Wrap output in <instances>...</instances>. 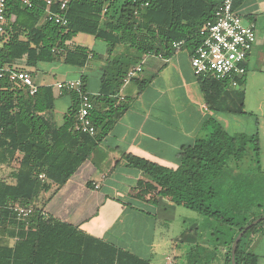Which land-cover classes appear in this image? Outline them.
Instances as JSON below:
<instances>
[{
  "label": "trees",
  "instance_id": "obj_1",
  "mask_svg": "<svg viewBox=\"0 0 264 264\" xmlns=\"http://www.w3.org/2000/svg\"><path fill=\"white\" fill-rule=\"evenodd\" d=\"M28 1L30 5L22 0H10L8 4L1 65L15 71H23L15 68V62L25 56L29 67L65 54L68 64L85 67L89 61L88 49L70 47V42L79 34L106 42L110 52L124 45L127 50L141 55L164 57L174 54V42L185 40L184 48L192 56L202 42V27L214 20L224 0H151L148 7H144L143 0H70L65 10H61V2H55L51 9L67 17L66 26L52 21L40 25L47 3ZM244 1L235 0L234 9ZM112 10L120 11L118 17L105 19ZM24 35L25 41L20 39ZM138 63V59L126 65L120 63L114 77L104 76L101 95L92 97L94 136L75 130L80 108L76 93L69 92L72 106L64 116V123L58 126L51 114L55 107L53 87L37 86L33 81L38 90L31 94L28 87L11 80L9 75L0 78V167L19 161L14 184L0 179V264H151L71 224L44 217L39 204L41 194L49 192L54 185L64 186L77 173L127 111L128 106L115 96L129 69ZM199 82L210 111L245 114L243 89L229 88V82L210 76L199 77ZM239 85L243 87L245 80H239ZM208 125L213 127L209 134L181 152L179 173L188 180L187 191L180 193L162 188L158 196L175 206L234 226L236 214L242 213L240 205L253 203V209L264 196L259 138L257 135L232 137L214 119H210ZM19 152L23 153L22 159L17 158ZM252 160L254 168L250 169ZM42 174L45 180L40 179ZM148 188L154 189L152 185ZM220 189L228 194L225 212L231 210L230 218L205 204L206 199H215ZM231 197L237 211L231 206ZM16 207H31L34 213L22 220L15 212ZM252 215L250 221L244 219L242 225L236 224V233L225 255L226 264H232V246L238 234L264 216L255 212ZM8 228H11V238H16L11 247L2 238V232ZM258 230L264 232L263 222L248 230L241 239L236 264H258L247 244Z\"/></svg>",
  "mask_w": 264,
  "mask_h": 264
},
{
  "label": "crops",
  "instance_id": "obj_2",
  "mask_svg": "<svg viewBox=\"0 0 264 264\" xmlns=\"http://www.w3.org/2000/svg\"><path fill=\"white\" fill-rule=\"evenodd\" d=\"M52 1L68 3L70 0ZM235 10L242 16L245 25L255 26L257 36L247 62V74L240 79L245 80V85L229 86L243 89L246 100V86L251 76L264 75V0H246ZM119 12L110 11L105 19L118 17ZM46 21L45 11L40 25ZM80 38L81 42H78ZM20 39L25 41L27 37L24 35ZM39 43L40 38L37 39ZM75 46L86 47L89 51L85 67L68 64L67 54L51 62H38L36 67L27 65L26 56L15 62V68L33 75L37 86L54 88L55 107L51 114L58 126L64 123V116L72 106V97L69 92H60L55 86L57 83L81 81L84 90L91 97H96L101 95L104 76L114 77L118 64L126 65L138 59L139 63L143 62V72L117 89L115 97L125 98L127 111L64 186L54 185L49 192L41 194L39 204L42 209L48 216L147 259L151 264L164 244L178 249L176 241L182 235L185 238L188 236L189 247L202 248L204 237L199 233L200 228L195 226L185 230L184 234H171L174 239L167 237V242L164 241L157 229L163 219L158 216L173 204L158 196V192L162 188L180 193L187 191L188 180L179 173L181 152L209 134L211 127L207 124L210 119H214L232 137L258 136L260 170L264 175L263 143L258 132L264 129V125L257 122V132H247L248 128H244L250 124L247 118L255 115L247 113L245 107L244 115L210 111L199 77L192 68L188 49L175 51L169 57L141 55L127 50L124 45H118L110 52L106 42L85 34H79L70 42V47ZM22 157L23 153L19 152L17 158ZM18 168L19 161L0 167V179L14 184V173ZM249 168H254L253 160ZM148 185L154 189L149 190ZM254 212L264 215V196ZM167 224L170 231V223ZM2 238L10 247L16 242V238H11V228L2 232ZM231 238L223 244L224 259L221 264H226L225 255ZM247 244L249 252L257 257L258 264H264V232L258 230L252 234ZM174 259L167 255L165 264H174ZM163 263L155 260V264Z\"/></svg>",
  "mask_w": 264,
  "mask_h": 264
},
{
  "label": "built area",
  "instance_id": "obj_3",
  "mask_svg": "<svg viewBox=\"0 0 264 264\" xmlns=\"http://www.w3.org/2000/svg\"><path fill=\"white\" fill-rule=\"evenodd\" d=\"M10 0H0V78L6 75L13 81L20 82L29 88L31 94H35L38 87L33 83L32 77L24 71H15L1 65V53L5 41L7 10ZM30 5L28 0H22ZM144 7H148L151 0H143ZM235 0H224L218 7L215 18L204 24L200 31L202 42L191 56V65L198 77L210 76L218 81H227L230 86L238 87V81L247 74V62L257 42L255 26L245 25L242 16L234 9ZM46 20L61 26L68 24L65 15L54 13L51 10L52 0H46ZM67 2L61 3V10H65ZM186 45L182 40L173 43V49L179 51ZM143 72V62L129 69L123 84H128ZM60 92H74L80 98V108L76 115L75 130L87 133L91 136L96 134L95 126L91 120V114L95 109L92 97L84 90L81 81H66L55 85ZM119 102L125 98L117 96ZM45 180V174L40 175ZM15 212L19 219L26 220L34 213L33 208L16 207ZM44 217L47 213L42 212Z\"/></svg>",
  "mask_w": 264,
  "mask_h": 264
},
{
  "label": "rangeland",
  "instance_id": "obj_4",
  "mask_svg": "<svg viewBox=\"0 0 264 264\" xmlns=\"http://www.w3.org/2000/svg\"><path fill=\"white\" fill-rule=\"evenodd\" d=\"M244 24L246 23L244 22ZM89 37L91 38V36ZM77 41L81 42V38ZM245 111L247 113L254 114L255 117L251 119L247 118V121L250 120V124L247 127L244 126V128H248L249 131L246 129L247 132H257L255 123L259 122L264 125V75L261 76L255 74L254 76H251L250 82H247ZM210 127L212 130L213 127ZM258 132L260 133L259 137H261L263 143V146L261 145V156L264 157V129H262V131L260 129ZM231 168L233 169V167ZM217 191L218 194L216 195L215 199H206L205 204L212 206L213 209L220 210L222 212L221 215L226 214V218H230V216L233 214L231 210L226 209L227 212H225V208L228 206V203H226L228 194L221 189ZM230 195L232 196V194ZM231 198L233 201L231 206L235 211H237L238 208L236 206V202L234 201V197ZM166 205L169 204L167 203ZM252 205L249 202L240 205L242 213H240L239 216L236 214L234 226L223 224L213 218L204 217L198 212L192 211L183 206L173 205V207L170 206V209L163 211L160 210L161 212L158 217L162 218L163 220L158 224L157 229L159 230V233L163 235L164 241L167 242V237L172 238L173 236L171 234H176L178 236L179 234H184L183 232L185 230H189L191 227L195 226L200 228L199 233H201L202 237H204V242L201 244L202 248L200 249L197 247L191 248L189 247L188 236L186 235L185 238L182 235L179 237V241H176L177 245L179 246L178 249L169 248L167 247V244H164V246L161 248V253L158 254V256L155 255V258L153 257L154 259L152 264H155V260H159L165 264L167 255L170 257H175L174 264H221L224 259L223 244L227 238L229 240L231 236L236 233V224L242 225L244 223V219L250 221L253 218L252 213H254V208L252 209ZM171 222H173V224H171ZM167 223H170V227L172 228L170 231L168 229ZM197 252H199V256H197Z\"/></svg>",
  "mask_w": 264,
  "mask_h": 264
},
{
  "label": "water",
  "instance_id": "obj_5",
  "mask_svg": "<svg viewBox=\"0 0 264 264\" xmlns=\"http://www.w3.org/2000/svg\"><path fill=\"white\" fill-rule=\"evenodd\" d=\"M263 221H264V217L255 220L254 222H252L250 225H248L245 229H243L238 234V236L236 237V239L233 243V246H232V264H236V251H237V248H238L239 243H240L241 239L243 238V236L248 232V230H250L252 227L260 224Z\"/></svg>",
  "mask_w": 264,
  "mask_h": 264
}]
</instances>
